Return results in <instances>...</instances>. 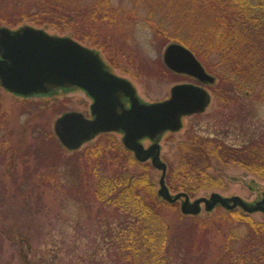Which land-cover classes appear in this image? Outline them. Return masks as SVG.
Returning a JSON list of instances; mask_svg holds the SVG:
<instances>
[{
	"label": "trees",
	"instance_id": "obj_1",
	"mask_svg": "<svg viewBox=\"0 0 264 264\" xmlns=\"http://www.w3.org/2000/svg\"><path fill=\"white\" fill-rule=\"evenodd\" d=\"M113 2L0 0V23L14 25L25 20L38 26H52L85 41L99 34H118L128 22L140 20L158 38L184 43L193 52H198V36H207V41L215 40L216 50L229 53L252 48L255 26L264 23L262 4L253 6L251 0H119L118 5ZM255 7L261 10L259 14ZM136 8L142 11L141 16L135 15ZM222 56V60L236 58L229 72L230 76L241 77L237 83L250 82L246 80L248 71L244 70L248 65L241 67L242 60H237V55ZM2 103L0 94V163L4 164L6 153L1 148L9 146L12 130ZM37 124L30 125L34 139L29 145L35 151L36 162L33 167H24L30 182L24 189L19 186L24 206L33 201L28 207L30 218L37 217L44 208L42 204L48 208L51 194L55 200L73 198L80 215L94 219L101 227L111 264H264V222H254L237 209L227 210L214 220L184 215L175 203L157 196L148 164L137 161L112 133H102L92 143L66 155L48 123ZM191 136L194 142L178 144L182 153L178 164L168 165L165 179L172 191H185L191 197L201 186L219 185V179L208 174L213 161L221 165L236 163L256 173L264 170V152L256 145L237 148L223 136ZM27 152L29 155L30 151ZM250 161L259 166L250 168L245 164ZM232 220L236 226H228ZM223 226L228 228L222 230ZM20 236L16 233L14 239H22Z\"/></svg>",
	"mask_w": 264,
	"mask_h": 264
},
{
	"label": "rangeland",
	"instance_id": "obj_2",
	"mask_svg": "<svg viewBox=\"0 0 264 264\" xmlns=\"http://www.w3.org/2000/svg\"><path fill=\"white\" fill-rule=\"evenodd\" d=\"M113 1L114 5L119 4V0ZM257 3L262 4V14H264V0H251L253 6ZM257 8L254 9L259 14L261 10ZM141 12L138 8L134 10L135 15L138 16H141ZM24 24L43 28L50 34L72 37L68 32H60L52 26H38L25 20L14 25L0 23V26L18 29ZM146 25L140 20H133L128 22L126 29L118 34L111 36L99 34L94 36L93 40L86 39L80 42L97 50L112 72L132 81L138 97L143 101L153 102L168 97L169 89L174 83L196 84V80L176 74L163 64L161 54L166 45L180 42L171 39L162 40L152 34ZM112 26L114 30L115 26ZM255 31L252 48L247 47L232 53L216 50L213 47L215 40L207 41V36H198L201 42L198 52L194 54L208 73L214 76V83L206 87L211 99L206 110L183 118L182 128L179 131H166L161 136L160 158L166 162V168L169 164L174 166L178 164L179 155L182 154L178 144L194 142L191 138L193 134H197L202 139L208 138L209 135L223 136L226 142L236 146L243 142L254 141L256 144L261 143L264 149V23H257ZM123 32L125 34H121ZM98 42H102L104 46L97 47ZM222 53H226L225 58L237 55L236 57L239 58L237 60H242L241 67L248 65V69L244 68V70L248 71L246 80L250 82L239 84L237 82L240 76L235 74L230 76L229 71L233 67L231 65L236 63V58L222 60L224 56ZM0 94L12 130L9 146L1 148L6 153V160L4 164L0 163V264H111V259L107 256V243L100 234L101 227L99 228L94 219L89 220L80 215V208L73 198L58 197L55 200L54 195L51 194L47 201L48 208L42 204L44 208L36 218L32 219L28 216V207L32 206L33 201L24 206L20 192V188L24 189L25 184L30 182L24 175V167L26 165L33 167L36 162L35 151L29 146L34 139L30 125L37 122L48 123L49 130L53 132V121L63 112L78 111L85 117H90L88 109L91 99L83 90L77 88H57L46 95L25 97L12 94L0 87ZM112 134L121 143V135ZM97 137L98 135L77 150L92 143ZM54 138L64 154L69 155L75 151H68L55 136ZM149 143L148 140L144 141L145 146ZM2 154L0 152V156ZM143 163L148 164L147 171L157 191L160 171L149 161ZM62 164L60 167L64 168ZM208 174L213 179H219V185L201 186L189 198L208 196L212 191H216L223 196L239 195L246 201L254 202L261 199L264 192V172H251L236 163L221 165L213 161ZM220 180L223 182L221 183ZM252 180L255 181L253 184ZM169 190L172 193L176 192L170 188ZM175 205L179 210V202H175ZM226 211L223 207L216 206L206 212L202 207L199 215L200 218L214 220L215 216H221L224 212L227 213ZM237 211L244 213L241 209ZM248 215L254 222H264V217L259 211ZM236 225L234 220L228 224V226ZM228 226H223L222 230H226ZM240 228L244 229L243 226ZM16 233H19L22 239L18 237L14 239ZM217 241L219 242L220 239L217 238Z\"/></svg>",
	"mask_w": 264,
	"mask_h": 264
},
{
	"label": "water",
	"instance_id": "obj_3",
	"mask_svg": "<svg viewBox=\"0 0 264 264\" xmlns=\"http://www.w3.org/2000/svg\"><path fill=\"white\" fill-rule=\"evenodd\" d=\"M161 55L170 70L199 83H174L167 98L146 102L138 97L132 81L112 72L97 50L78 40L29 24L18 29L0 26V87L25 97L57 88H79L91 98L90 117L66 111L53 121L54 135L67 150H77L100 133H119L123 146L137 161H149L160 171L157 196L169 203L178 201L182 214L197 215L202 207L211 211L220 206L246 213L259 211L264 217V192L255 202L216 191L193 199L183 191L170 192L165 183L167 165L160 158L161 136L180 130L183 117L206 108L210 94L204 85L213 83L214 77L184 44L171 42ZM145 140L150 141L147 146Z\"/></svg>",
	"mask_w": 264,
	"mask_h": 264
},
{
	"label": "flooded vegetation",
	"instance_id": "obj_4",
	"mask_svg": "<svg viewBox=\"0 0 264 264\" xmlns=\"http://www.w3.org/2000/svg\"><path fill=\"white\" fill-rule=\"evenodd\" d=\"M204 67V66H203ZM205 68V67H204ZM177 74H179V73H177ZM180 75H182V74H180ZM186 76V75H185ZM205 87H207V86H205ZM208 89V88H207ZM247 94H248V92H247ZM209 106V104L206 106V108L204 109V110H206L207 109V107ZM203 110V111H204ZM201 113V112H200ZM199 114V113H198ZM209 137H212L211 135H209ZM243 145H245V147H247V146H251V147H253L254 145H256L258 148H260V150H262L263 152H264V149H263V146L261 145V143H254V141H249V142H247V143H245V142H243V143H240V144H238L236 147L237 148H241V146H243ZM244 147V148H245ZM263 163V162H262ZM245 164H248V166H250V168L251 167H258L259 166V163H257V162H255V161H250V162H247V163H245ZM240 166V165H239ZM242 167V166H241ZM244 168V167H243ZM262 172H264V170L262 171ZM255 181L254 180H252V184L254 183Z\"/></svg>",
	"mask_w": 264,
	"mask_h": 264
}]
</instances>
